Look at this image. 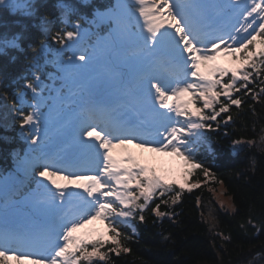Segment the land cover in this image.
Here are the masks:
<instances>
[{
    "label": "snow or ice",
    "instance_id": "6c2138e0",
    "mask_svg": "<svg viewBox=\"0 0 264 264\" xmlns=\"http://www.w3.org/2000/svg\"><path fill=\"white\" fill-rule=\"evenodd\" d=\"M6 3L8 0H0V5ZM230 3L232 8L240 9L243 21L232 31L223 26L217 28L216 22L206 15L209 9L226 6L218 0H139L143 24L138 39L147 52L164 57L159 66L162 71L150 77L149 95L128 99L123 112L90 102L62 131L67 143L65 154L54 163L30 166L31 173L39 177L37 186L18 195L42 221V227L39 231L31 227L16 230L4 227L10 206L0 205V264H9L13 259L27 260L30 264H81V258L92 264L93 257L107 258L106 253L99 251L105 244H110L108 252L117 255L120 251H130L128 247H121L119 225L127 224L138 211L143 213L157 190L171 188L173 182L132 155L124 156L123 161L116 159L112 149L135 143L149 151L169 150L170 154L181 157L189 165V173L202 167L186 154L188 141L192 137H202L203 130L212 127L206 121H216L221 113L228 112L229 103L222 102L220 97H225L231 105H241L240 97L232 98L233 92L240 89H246V94L252 92L248 88L252 73L247 69L257 68V61L253 59L257 56L264 64V0H230ZM109 18L120 28L118 14L114 12ZM80 38L79 25L75 31L64 30L63 34L57 32L52 36V40L60 45L56 49V55L60 57L56 64L59 71L68 72L87 63L86 54L77 57L73 52L72 56L63 57L65 50H70ZM253 45L256 47L252 48ZM222 46L223 51L231 52L234 58L238 53L243 54L239 57L241 63L238 67L209 65ZM41 51L43 47L33 49L36 55ZM202 67L207 71H202ZM169 70L172 79H169ZM225 77L227 82H224ZM40 79L39 73H35L34 78L24 84L36 100L30 105L31 111L17 109L19 127L22 130L25 126L31 128L25 136L30 151L42 149V140L47 135L41 136L40 125L46 119L40 109ZM238 81H242L239 87ZM185 95L190 99L178 102ZM197 100L202 101V108L194 106ZM189 104L193 105L191 111ZM142 107H149L160 121L159 128L163 131H157L162 137L158 147H154L156 141L143 137L131 118ZM205 109H210L211 115L206 116ZM186 136L187 140L184 139ZM37 168L42 170L37 171ZM203 171L207 176L209 170L204 168ZM81 172L95 174L81 175ZM55 176L67 183H58L53 179ZM179 186L184 188L185 185ZM176 195L178 197L179 193ZM162 203L167 204V201ZM159 209L160 204H157L151 210L157 216L172 215ZM96 220L105 221L111 235H76ZM139 220L144 221L145 216L140 214ZM132 231L135 233V228ZM89 244L92 245L91 251L87 247ZM37 247L43 249L39 260L34 259L37 253L32 250Z\"/></svg>",
    "mask_w": 264,
    "mask_h": 264
},
{
    "label": "trees",
    "instance_id": "16d2710c",
    "mask_svg": "<svg viewBox=\"0 0 264 264\" xmlns=\"http://www.w3.org/2000/svg\"><path fill=\"white\" fill-rule=\"evenodd\" d=\"M115 2L21 0L16 4L0 5V199L5 202L20 197L18 193L27 192L35 184L34 174H29L26 179L20 178L7 187L5 192L2 181L6 178L7 183L20 157H34L40 165L55 162V158L51 160L53 155L46 156V150L30 151L25 136L31 128L25 126L22 130L19 127L17 109L31 111L30 105L36 102L33 93L24 87L26 80H32L34 74L39 73L38 91L43 111L53 113L49 108H58L54 111L58 116L61 111L81 113L90 102L94 103L86 89L77 88L80 79L76 80L75 76L80 75L81 67L68 72L58 70L56 64L60 57H57L56 49L60 45L52 40V36L57 32L63 34L64 30L75 31L79 25L81 38L70 50H65L63 57H70L75 52L77 57L86 54L89 58L103 52L108 45L98 47L97 44L107 41L112 21L98 23L97 14ZM41 47L43 51L36 55L33 49ZM253 59L257 61V68H248L252 73L248 88L252 92L246 94V89L233 92V99L240 97L242 100L239 106L220 97L222 102L229 103L228 112L221 113L216 121H206L212 127L205 128L202 137L190 139V155L202 166L191 171L192 180L200 181L199 185L182 189L173 184L169 192L157 190L145 212L138 211L132 222L119 225L121 247H128L130 251H120L117 255L108 252L110 244H105L102 249L107 252V258L92 259V264H264V92H261L264 89V83H261L264 81V64L259 62V56ZM162 62L159 59L156 67L159 68ZM146 77L142 75L140 79ZM123 83L117 95L122 103L118 109L121 112L127 108L126 101L130 99L127 95L132 88L131 83ZM240 83L242 81L237 82V87ZM131 98L138 99L136 94ZM194 106L202 108V101L197 100ZM219 107L217 104V110ZM203 111L206 116L211 115L210 109ZM65 117L62 114L59 119L65 120ZM46 122H41V130H47ZM137 128L145 139L155 141L156 137L143 127ZM48 132L50 138L42 140L44 147L54 139L53 133ZM237 141L239 143H234ZM204 168L209 170L207 176ZM220 187H224L225 194L231 197L233 211L216 200L215 193ZM172 197L178 199L171 202ZM163 200L167 204L162 203ZM157 204H160L161 212L172 215L157 216L151 210ZM208 207L214 209V222L209 217ZM140 214L145 216L144 221L139 220ZM123 237L131 239L124 240ZM81 264L88 262L82 258Z\"/></svg>",
    "mask_w": 264,
    "mask_h": 264
},
{
    "label": "rangeland",
    "instance_id": "374dc122",
    "mask_svg": "<svg viewBox=\"0 0 264 264\" xmlns=\"http://www.w3.org/2000/svg\"><path fill=\"white\" fill-rule=\"evenodd\" d=\"M21 0H8V3H19ZM131 1L134 2V0H117L116 4L108 8L107 10L100 11L98 13L99 20H111L109 17L115 12L121 17V25L120 28H117L115 23L113 22V33L114 37L109 39L108 42L110 45L114 48V54L113 52L108 55L107 53H102L97 56H93L89 58L87 63H85L84 68H82L81 73L82 74H93L92 81H88V83L82 85L85 86L87 89H92L97 84L95 83L96 79L101 78L104 82V89L105 93L102 95L103 98L102 104L108 107H112L116 101L114 100L116 97L117 90L116 88L120 86L121 82L123 80L129 79L128 76H134L137 73L142 72L143 69H146V63L148 60L150 65L154 63V59L150 58L153 53L140 54V55H131V53L128 52L127 48L124 47L125 42H128L129 44H139L140 40L138 39V36L141 32H136L133 29V26L137 24L139 27L142 26L143 20L139 15V7L140 5H135ZM139 1V0H138ZM227 0H223V3L225 4ZM147 6V5H145ZM227 6V5H226ZM225 6V7H226ZM224 7V8H225ZM229 8V6H227ZM231 8V7H230ZM214 9V8H213ZM209 9L206 15L212 18L213 21L216 22V27L219 28L221 26L225 27L227 30L232 31V23H229V16L230 12L235 15L232 10H228L226 13H223L221 15H217L218 13L213 14L212 10ZM226 15L228 17H226ZM239 14L236 15L238 17ZM241 17L236 18L233 22L234 26H237L241 23ZM142 31V30H140ZM121 33L124 34V38L121 39ZM104 43H101L103 45ZM110 48L112 50L113 48ZM130 47V48H131ZM129 48V49H130ZM224 52V51H223ZM109 53V52H108ZM158 55V54H153ZM224 55H229L228 53H225ZM226 61L224 59L215 60L210 64L215 66H221L223 62ZM241 63V60H233L229 58V61L225 63V67L227 68H234L238 67V65ZM202 71H207V69L203 68ZM153 74V73H152ZM135 76V77H136ZM84 79V78H83ZM142 81V80H140ZM114 86V87H113ZM135 89L137 92L141 91L143 92V95L146 97L149 95V84L147 81L141 82L139 85L135 86ZM129 92V91H128ZM133 92V89H132ZM107 96V97H106ZM130 97V93L127 95ZM138 97V96H137ZM189 96L185 95L183 97H180L178 102H183L189 100ZM101 100V99H100ZM112 101V102H111ZM116 104H119L117 102ZM192 105L189 104L188 108L192 109ZM145 108V107H143ZM146 113H150L153 116V120L155 122V127H158L157 118L155 117V114L151 111L149 107H146L144 110ZM69 125L65 126L63 129L68 127ZM62 129V131H63ZM186 145L187 152L186 154H190L188 146ZM65 146L63 150L66 152ZM113 156L123 161V157L126 155H132L135 157L137 161L143 164H147L150 168H153L156 170L157 173L165 176L169 181L173 182V184L180 185L184 184V188L182 189H193L195 186L199 185L200 181H193L192 180V172L189 173V165L185 163V161L176 155L170 154L169 150L165 151H149L147 149H142L140 147H137L136 145H124L122 147H117L112 149ZM18 163V167H20V173L29 171L28 165L29 164L28 159L20 157ZM125 163H128L127 161H124ZM192 171V170H191ZM53 179H56L58 183H67V181L61 179L59 176L53 177ZM11 181V180H10ZM171 188H165V189H159L161 192H169ZM216 200L221 206H225L229 211H233V202L231 197L228 194H225L224 187H220L216 193ZM177 197H172V201L177 200ZM12 212H23L24 214L28 215L27 219H29V223L26 224L23 219H15L13 224H9V227L11 225L17 227H31L35 231H39L42 227V221L36 216L35 212L27 207L25 203L21 200H15L11 203ZM208 213L209 217L211 218L212 222L215 221V215H214V209L213 207H208ZM33 219V220H31ZM133 221V217L129 218V222ZM77 236L82 237H95L98 235H111L109 232L106 222L102 220H96L92 222L89 225H86L84 228L80 229L78 233H76ZM88 247V250L91 251L92 247ZM101 248V247H100ZM99 248V251L106 253L104 250H101ZM79 255V253H77ZM99 258V257H93ZM9 264H30V261H23V262H17L16 260H10Z\"/></svg>",
    "mask_w": 264,
    "mask_h": 264
},
{
    "label": "water",
    "instance_id": "95a60500",
    "mask_svg": "<svg viewBox=\"0 0 264 264\" xmlns=\"http://www.w3.org/2000/svg\"><path fill=\"white\" fill-rule=\"evenodd\" d=\"M100 95H101V93H99V96H100ZM12 179L15 181V180H16V177L12 176ZM150 202H151V201H150ZM150 202H149V204H150ZM147 208H148V207H147ZM147 208H146V209H147ZM146 209H145V210H146ZM145 210H144V211H145Z\"/></svg>",
    "mask_w": 264,
    "mask_h": 264
}]
</instances>
